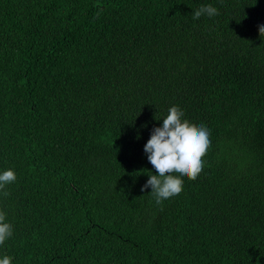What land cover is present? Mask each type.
Instances as JSON below:
<instances>
[{"label":"trees","instance_id":"16d2710c","mask_svg":"<svg viewBox=\"0 0 264 264\" xmlns=\"http://www.w3.org/2000/svg\"><path fill=\"white\" fill-rule=\"evenodd\" d=\"M260 25L264 0H0V258L264 264ZM173 105L211 146L157 205L143 148Z\"/></svg>","mask_w":264,"mask_h":264},{"label":"clouds","instance_id":"9594fccd","mask_svg":"<svg viewBox=\"0 0 264 264\" xmlns=\"http://www.w3.org/2000/svg\"><path fill=\"white\" fill-rule=\"evenodd\" d=\"M218 10L212 5L201 6L192 14L198 20L202 15L213 17ZM259 36L264 37V25L258 26ZM184 112L178 106H171L167 115L160 119L161 127L152 129L150 138L144 145L143 151L148 162L157 174L148 172V180L141 191L151 188V195L157 205L164 200L178 196L183 191L184 178L195 180L204 168L203 157L211 146V132L204 125H196L184 119ZM154 119H156L154 117ZM157 120V119H156ZM142 127H147L143 125ZM139 139V136H137ZM147 172L142 170L138 173ZM16 173L12 169L0 172V191L7 197V185L15 183ZM13 236V226L6 222V213L0 211V246ZM12 257L4 255L0 264H12Z\"/></svg>","mask_w":264,"mask_h":264}]
</instances>
